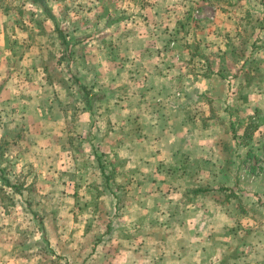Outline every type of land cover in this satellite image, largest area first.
<instances>
[{
	"label": "rangeland",
	"instance_id": "obj_1",
	"mask_svg": "<svg viewBox=\"0 0 264 264\" xmlns=\"http://www.w3.org/2000/svg\"><path fill=\"white\" fill-rule=\"evenodd\" d=\"M44 3L0 0V264H264L263 0Z\"/></svg>",
	"mask_w": 264,
	"mask_h": 264
},
{
	"label": "trees",
	"instance_id": "obj_2",
	"mask_svg": "<svg viewBox=\"0 0 264 264\" xmlns=\"http://www.w3.org/2000/svg\"><path fill=\"white\" fill-rule=\"evenodd\" d=\"M26 2H28L30 5H37L39 6L41 9L45 10L46 6L44 3V0H25ZM262 2V0H261ZM264 3V0H263ZM264 8V6H263ZM8 12V11H7ZM7 13H3V16H6ZM7 30L9 31V33H11L13 31V25L12 24H8ZM54 32L56 33V38L58 41V57H57V62L60 64L64 65L65 68V72H67L69 74V79L73 82V84L76 87V92L79 96V98L81 99L83 106L86 109L87 115L89 117V121L92 118V102H93V96L90 95V93L88 92L87 88L85 87V85L83 83H80L79 80L77 79V74L75 71V68L72 67L71 65V53H72V49L77 46L81 40L80 39H74V41L72 40L71 42L68 41L65 37V35L60 31V29L55 25L53 28ZM11 48V47H9ZM0 182L1 184L10 187L11 185L8 183L7 178L2 175L0 173ZM15 190L17 191L16 187H14ZM206 190H196L195 189V193H199V192H205Z\"/></svg>",
	"mask_w": 264,
	"mask_h": 264
},
{
	"label": "crops",
	"instance_id": "obj_3",
	"mask_svg": "<svg viewBox=\"0 0 264 264\" xmlns=\"http://www.w3.org/2000/svg\"><path fill=\"white\" fill-rule=\"evenodd\" d=\"M261 94H264V90L261 88ZM183 242L184 241H181L180 243H181V245L183 244ZM179 243V242H178ZM183 246V245H182ZM178 248V250H176ZM197 248V247H196ZM193 249V251L191 252V254H192V259L193 260H195V261H197V257H198V250L197 249ZM165 253H164V255H171V257L173 256V253H175L178 257H179V260L178 261H183L184 259H181V257H183L185 254H186V249H184V247H174V246H172V245H169V246H167L166 248H165V251H164ZM199 253H200V250H199ZM166 259L167 258H164L163 260V264H167V262H166ZM243 260H244V258H243ZM243 262H245V263H243ZM239 261V264H246V259H245V261ZM177 263V262H176ZM176 263H173V264H176ZM193 264V263H192Z\"/></svg>",
	"mask_w": 264,
	"mask_h": 264
}]
</instances>
